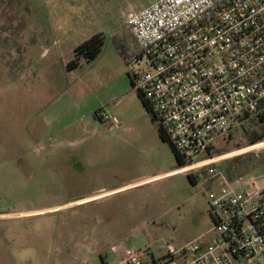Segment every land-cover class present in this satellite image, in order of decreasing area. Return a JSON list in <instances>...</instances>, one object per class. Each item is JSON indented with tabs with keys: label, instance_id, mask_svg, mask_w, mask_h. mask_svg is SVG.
<instances>
[{
	"label": "rangeland",
	"instance_id": "1",
	"mask_svg": "<svg viewBox=\"0 0 264 264\" xmlns=\"http://www.w3.org/2000/svg\"><path fill=\"white\" fill-rule=\"evenodd\" d=\"M75 1L68 13L58 9L65 32L95 27L104 43L95 60L66 71L54 43L64 32L36 35L52 9L0 0V264H120L125 247L148 246L157 257L167 244L210 240L216 184L198 171L164 174L178 165L174 153L127 76L145 60L126 55L138 50L126 16L154 0ZM101 93L106 103L93 107ZM57 98L72 112L49 126L42 110ZM214 147L209 158L226 176L227 168L248 189L250 177L264 183V139L248 144L237 127ZM240 158L247 167H237Z\"/></svg>",
	"mask_w": 264,
	"mask_h": 264
},
{
	"label": "built area",
	"instance_id": "2",
	"mask_svg": "<svg viewBox=\"0 0 264 264\" xmlns=\"http://www.w3.org/2000/svg\"><path fill=\"white\" fill-rule=\"evenodd\" d=\"M126 25L145 60L133 88L183 158L197 159L179 171H198L216 187L207 195L210 240L167 244L157 257L148 246L125 247L120 264L264 263V183L230 181L206 157L264 105V0H154L129 12Z\"/></svg>",
	"mask_w": 264,
	"mask_h": 264
},
{
	"label": "crops",
	"instance_id": "3",
	"mask_svg": "<svg viewBox=\"0 0 264 264\" xmlns=\"http://www.w3.org/2000/svg\"><path fill=\"white\" fill-rule=\"evenodd\" d=\"M22 1H23V3L25 2L28 5L31 2V0H22ZM38 1L40 2L39 4L41 5L42 8L52 9V11H47V13H46L47 17H43V18H46L47 20L40 19L39 21L36 22V24H37V28H36L37 38L40 40H43L45 35L47 33H49L50 31H54V29H58V30L60 29V31L64 32V39H62L61 41L54 40V43H55V47H56V50L58 53L57 55H62V56H60V59H59L60 66L64 67V69L66 70V68H65L66 62L74 57V52H73L74 47L77 44H79L80 42H82L83 40L87 39L92 34L97 33V32H101V31L97 30L94 27L92 29V31L85 32V31L80 30V32L77 34L73 33V34L69 35L68 32H65L67 30V28L62 26V25L68 24L69 22L64 19L65 18L63 16L64 11H62V10L58 11V9H67V13H68L70 9L76 7V1L75 0H38ZM45 25H47V27ZM46 30H48L47 33L45 32ZM132 39L134 40L133 37H132ZM64 40H66V41L64 42ZM134 42H135V40H134ZM44 45H45L44 42L40 43V46H42L44 51L48 50V48L45 47ZM137 47H138V45H137ZM97 56H96V58H97ZM130 57H129L130 58L129 60L130 61L133 60L132 61L133 64H134V62L139 61L140 59H144V57L142 56V54L140 52L139 47H138V50L136 52H134V54L131 53ZM96 58H94L93 60H95ZM93 60H90V61L92 62ZM90 61H85V62H90ZM80 66H81V63L78 67H80ZM77 68H75V69H77ZM138 70H140V69H138ZM137 71H132V72L127 74L130 86L132 88H133L134 74ZM101 94L103 95V97L98 96L93 107H100L103 105V103H106V100H107L106 94H103V93H101ZM54 101H55V103H53L51 105L49 103L42 110L43 119H45L44 122H46V124L49 126H54V123H55L58 115L61 116L62 114H65L66 111H67V113L72 112V111L68 112L70 110L72 104H73L68 98H64L61 101L59 100V98H57ZM172 172H180V171L178 168H174L173 170H171L169 172H165L164 174L172 173ZM160 175H157V176H160ZM153 177H156V176H153ZM107 192H110V191H105L104 193H107ZM92 197H95V196H91L90 198H92ZM55 208H59V206L56 205V206L50 207L48 209L30 210V211L20 212V213H16V214L13 213V214H9V215L29 214V213L39 212V211H43V210H50V209H55Z\"/></svg>",
	"mask_w": 264,
	"mask_h": 264
},
{
	"label": "trees",
	"instance_id": "4",
	"mask_svg": "<svg viewBox=\"0 0 264 264\" xmlns=\"http://www.w3.org/2000/svg\"><path fill=\"white\" fill-rule=\"evenodd\" d=\"M103 35L101 32H97L89 36L87 39L83 40L79 44H77L74 47V57L70 60H68L65 64V68L67 71H71L75 68H77L82 61H90L96 58V56L101 52L102 46H103ZM119 44V43H117ZM137 92V91H136ZM143 106L145 109L150 113L151 118L154 120L152 113H151V107L149 106L147 100L144 98L142 93L137 92ZM98 111V110H97ZM95 111V113H97ZM247 121V119H249ZM239 129L241 130L242 136L247 141L248 144H253L256 142H259L264 139V105L261 106V109L252 115H247L244 117L243 122L239 126ZM159 136L162 140H167L171 146L172 152L174 153L175 159L177 161L176 168H179L181 166H184L185 164H189L192 162H195L197 159L191 158V159H184L182 154L178 152L172 143L166 139V137L162 134V131L158 128ZM232 131L228 134L230 135ZM215 144L210 146V149H208V152L206 154V157H210L212 154L211 150H214ZM238 168H241L242 166L248 165V160L241 161V158L239 159V163L236 164ZM227 177L230 181H235L239 178V175L231 174V172L228 171V169H224ZM203 174L206 173V169L202 168L200 170ZM188 177L190 180L195 181L194 175L188 174Z\"/></svg>",
	"mask_w": 264,
	"mask_h": 264
},
{
	"label": "bare ground",
	"instance_id": "5",
	"mask_svg": "<svg viewBox=\"0 0 264 264\" xmlns=\"http://www.w3.org/2000/svg\"><path fill=\"white\" fill-rule=\"evenodd\" d=\"M15 215V214H14ZM20 215V214H19Z\"/></svg>",
	"mask_w": 264,
	"mask_h": 264
}]
</instances>
